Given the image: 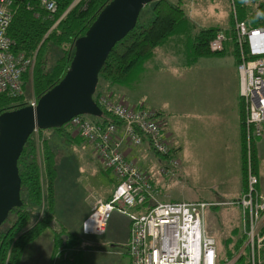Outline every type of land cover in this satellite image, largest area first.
I'll list each match as a JSON object with an SVG mask.
<instances>
[{
    "label": "trees",
    "instance_id": "trees-1",
    "mask_svg": "<svg viewBox=\"0 0 264 264\" xmlns=\"http://www.w3.org/2000/svg\"><path fill=\"white\" fill-rule=\"evenodd\" d=\"M53 1L55 10L47 12L39 0H13V14L6 33L10 41L9 52L14 56L24 55L30 60V64L20 76L21 94L16 96L10 89L0 94V114L26 106L30 99L39 98L62 79L73 56V42L85 35L101 9L111 0H80L77 4L76 0ZM184 1L177 0L173 3L170 0H156L150 4L153 16L151 20L143 17L142 10L134 29L114 46L98 75L93 97L97 104L100 97L119 103L112 93L113 89L129 87L135 83L149 62L156 63L161 59L170 58L182 62L181 65H192L200 58L219 54L208 49L209 42L219 29L208 27L198 30L189 18L187 9L183 8ZM230 2V18L233 25L236 19L248 29H264V0ZM232 32V40L235 41L234 28ZM233 56L238 65L235 44ZM29 96L33 97L28 99ZM100 108L103 111L100 118H87L102 129L114 127L115 134L122 136L124 123L121 119ZM156 114L160 119H164L159 112ZM241 114L244 141V115ZM51 131L68 144H86L93 150L92 145L81 138L70 123ZM42 132L44 131L30 136L18 159L22 206L13 209L0 227V264H20L24 251L46 231L52 232L55 243L53 258L57 261L53 264L84 262L80 238L62 228L56 218L55 171L49 162V154H46L45 178L41 183L42 175L36 162V151L38 136ZM103 170L109 171L105 168ZM232 242L233 253L229 252L228 258L240 250L244 240L240 238ZM263 252L264 246L260 250L261 260ZM262 263L264 264L263 260Z\"/></svg>",
    "mask_w": 264,
    "mask_h": 264
},
{
    "label": "built area",
    "instance_id": "built-area-1",
    "mask_svg": "<svg viewBox=\"0 0 264 264\" xmlns=\"http://www.w3.org/2000/svg\"><path fill=\"white\" fill-rule=\"evenodd\" d=\"M39 2L47 12L55 10L53 0ZM12 14L13 0H0V94L10 89L17 96L21 94L20 76L30 60L9 52L6 33ZM234 35L238 53V94L243 101L246 190L240 200L225 205L242 207V234L246 243L241 252H248V264H262L264 197L256 190L259 180L253 172L252 140L264 136V30L248 29L234 19ZM226 41L224 32L216 33L209 50L223 52ZM97 102L121 119L124 127L122 136H118L114 127L102 129L87 117L79 116L70 121L80 137L92 145L94 153L116 181L109 200L87 196L91 213L82 224V235L103 236L111 216L117 212L130 221L127 244L130 264H221L218 243L205 226L206 205L157 202L149 178L125 154L126 145L139 146L145 139L155 154L167 159L171 169L180 165L174 154L168 153V144L162 136L164 123L156 117V111L132 108L105 97L98 98ZM26 105L35 107V100L30 99ZM33 134L37 135L38 131ZM167 172L166 168L160 170L162 175ZM235 258L224 260L222 264H234Z\"/></svg>",
    "mask_w": 264,
    "mask_h": 264
},
{
    "label": "rangeland",
    "instance_id": "rangeland-1",
    "mask_svg": "<svg viewBox=\"0 0 264 264\" xmlns=\"http://www.w3.org/2000/svg\"><path fill=\"white\" fill-rule=\"evenodd\" d=\"M170 1L175 3L177 0H170ZM230 6H231L230 0H185L183 3V8L187 9V14L189 18L196 25L198 30L208 27H214L219 29V31H223L227 37V41L225 43V51L223 53L212 54L208 57H203L199 60V64L196 69L199 70L200 73L202 70L206 72L205 74L206 79L202 80L201 78H197V83L201 87V89L194 83L192 84L191 89L197 95L198 98L201 97V101H204L205 99L209 98L208 95L209 90L216 91V99L219 98L221 102L225 103V105L220 106L221 111L223 107L233 104L232 108L235 114H237V119L235 123L238 129V138H239L240 114L243 113V101L240 99L239 94L237 95L238 79H237V74L235 72L236 68L234 67L235 64L233 57V45L235 44V41L232 40V35H233L232 28H234V25L230 18V14H231ZM142 10L143 12L142 11L141 12L145 19L151 20L153 18V16H151L152 13H151L150 4L146 5ZM209 44H208V49H209ZM189 48H191L190 45ZM190 50H192V48ZM184 52L186 53L185 46H184ZM168 59L172 61V59L170 58ZM229 61L232 62L228 66L227 63ZM160 62L163 65L167 63L165 59H161ZM213 65H216L214 76L208 75L206 68L211 67ZM225 70H230L231 73H233V75L235 76V83L233 82L228 83ZM183 77H190V75L184 73ZM169 84L174 87L173 92H170L169 90L165 89V86H169ZM184 85H185L184 78H176L175 72L170 71L169 75L168 74L165 75V80L159 81V86L157 88L159 89L160 95L162 96H171L173 94L174 96L178 97V95H181L182 91L185 90V87H187ZM123 89L128 90V87H125ZM32 97L33 96L31 97L29 96L28 99ZM116 98H118V102L120 104L127 105L133 108V105H130L124 97L118 96ZM139 109L155 111L154 109H149V108H139ZM86 117H90V116H86ZM156 117H158L157 114ZM215 118L216 117H214L213 120H216ZM223 119H224V113L219 112L217 115L216 123L218 125L220 124L219 125L220 130L218 133H213L216 136V138L218 136L220 138L225 136L226 133L225 124L227 123L223 124L224 123ZM161 120L163 121L165 126L166 120L165 119H161ZM228 124L232 127V121H230ZM227 139L228 141L225 140L223 142L227 147V149L225 150L226 159H224V161L227 163L228 169L230 171L236 166V159L233 157L232 145H234V142H232L231 133H227ZM63 141L58 140L59 143L58 147L57 145H55L53 149L55 152L54 155L52 156L53 158L51 163L52 168L54 169L55 173L57 174L58 178L61 181L60 182L61 189L64 188L63 190L57 193V196L61 195V197L58 199L60 202L63 203L67 200V202L68 201L70 202L68 203L71 206H73L75 209L80 211L83 210L84 208L80 206L79 203L81 201H83L84 203L85 197H87L88 195H93L94 192L98 191L99 189L98 178L102 177L103 179H105V181H103V184H107L108 175H106L104 171L99 170L96 163L90 159L88 152L92 151L93 155H95V153L93 152L90 146L86 144H82L80 146L77 144L72 145ZM145 144H147L153 150L152 146L150 145V142L146 140ZM37 146L38 149L36 151V162L39 166L40 174L42 175L41 183H43L45 178L44 169L46 164V155H45L46 150L44 147V143H42L41 141L40 134L38 136ZM139 146H130V147H139ZM127 147L129 146L126 145L124 149H126ZM168 149H169L168 153H171L170 156H173L171 148L169 146ZM125 154L127 155L126 152ZM144 155L141 154V157L133 156L134 158L133 161L136 164V166L139 168V170L145 176L150 178L152 183L155 184L153 185L155 186L156 192L161 201H167V202L175 201V200L181 201L182 198L185 200L186 197L192 194H196V196L199 197L214 195L212 189L209 188L208 184L204 183L206 179L203 175V172L204 170H207V172L209 173L214 168L215 159L206 155H201L197 159L196 163H194L192 161H189L187 158L183 157L182 155H179L177 159H179V161L181 162V166L179 165L176 169H171L168 166L167 159H165L164 157L155 156L153 153H150L149 157L147 155L148 159L146 157V160H144L145 159ZM130 157L131 156L129 155L128 159L132 160V158ZM97 162H99V164L102 166V167L100 166L102 169L105 168L100 160ZM243 164H244L243 172L245 178L246 168H245L244 153H243ZM164 168H166L168 172L167 174L162 175L160 174V170ZM200 171H201V175H199ZM193 178L194 181L192 180ZM87 185L88 186L90 185L93 191L85 192L83 188H86ZM63 193L65 195H62ZM202 200L208 201V199L206 198ZM86 201L89 202V200ZM213 202L215 203V206L209 205L208 208L206 209V215H208L210 222L208 226L206 223V228L218 243V252L220 254V258H224V260H229L227 254L229 252L233 253V250L231 251L230 249H228L229 247H227L225 249V252H223L221 251L219 246L223 244V241L228 238H230L233 241H237L240 240V238H243L244 243H246V239L242 234L243 233L242 212L238 206L222 205V203L226 202L225 200L223 201L214 200ZM83 216H86V213L82 212L79 215H77L74 222L77 223L80 218H84ZM124 220L127 222L126 219L114 215L110 222V229L108 230V234H113L117 232L116 230H119L123 225H126ZM214 227H216L217 230H215ZM233 231H237L235 235H232ZM45 233L47 234L45 238L44 237L43 238L47 240L46 238L49 237L48 231H46ZM74 234L80 238V244L83 251L85 252L84 255L86 257L85 264H126V258H124V256H121L123 253V249H119V248L111 249L109 248V246L105 245L104 241H102L101 238H95L90 236L85 237L82 236L80 233H78V231L75 232ZM221 238H223V241ZM243 246L240 248V250H238L233 254L232 259L236 257L235 258L236 261L234 264H244V263L248 264L247 262L248 252L247 251L241 252L242 250H244ZM52 249L53 246L51 245L47 253L49 264H53L54 262L57 261L55 257L53 258ZM25 252H26L25 260L23 264H46L45 263L46 251L40 252L32 248V246H29L25 250ZM240 253L241 255H239ZM92 254H98V255L94 256ZM260 258H261V254H260ZM262 260L264 262V252L262 255Z\"/></svg>",
    "mask_w": 264,
    "mask_h": 264
},
{
    "label": "crops",
    "instance_id": "crops-1",
    "mask_svg": "<svg viewBox=\"0 0 264 264\" xmlns=\"http://www.w3.org/2000/svg\"><path fill=\"white\" fill-rule=\"evenodd\" d=\"M199 60L192 65H181L182 62L178 60H172V61L165 60L167 61V63L164 65L161 62H156V63L149 62L144 66L140 75L136 79V82L128 87V90L123 88H115L113 89L112 93L114 94L115 98L118 96L124 97L130 105H133V108L154 109L156 112H159L161 115H163L164 119L166 120V125L163 128L162 136H165V139L167 140V144L171 148V151L176 158H178L179 155H182L183 157L187 158L189 161H192L194 163H196L197 159L201 155H206L215 159L214 168L209 173L207 172V170H204L203 172V175L206 179L204 183H207L209 188L212 189L214 193L213 196L199 197L196 196V194H192L186 197L185 200L182 198L181 201H177V200L170 202L161 201L156 192L154 186L155 184L152 183L151 179L149 178V181L155 190L157 202L202 203L207 205L208 208L209 205L215 206V203L213 202L214 200H218V201L225 200L226 202L222 203V205L226 206L225 205L226 203L240 200L241 197L245 194V190H246V177L244 178V172H243V167H244L243 153L245 154V141L243 143L241 114H240L239 138H238V129L235 123L237 119V114H235L232 108L233 104L223 107L221 111L220 106L225 105V103L221 102L219 98L216 99V91L209 90L208 91L209 98L205 99L204 101H201V97L198 98L197 95L193 92V90L191 89L193 83L196 84L201 89V87L197 83V78H201L202 80L206 79L205 77L206 72L202 70L200 73V71L196 69L199 64ZM236 61L237 59L235 60L234 58V64H235L234 67L236 68L235 72L237 74ZM231 62L232 61H229L227 63L228 66ZM215 69H216V65L206 68L208 75L214 76ZM170 71L175 72L176 78H184V84H185L184 86H187L185 87L184 91L181 90L182 93L181 95H178V97L174 96L173 94L171 96H162L160 95V91L157 88L159 86V81L165 80V75L166 74L169 75ZM225 71H226V78L228 83L229 82L235 83V76L233 75V73H231L230 70H225ZM184 73L189 74L190 77H183ZM237 84H238V80H237ZM165 89L169 90L170 92H173L174 87L169 84V86H165ZM237 95H238V85H237ZM219 112L224 113L223 124L227 123L225 124L226 133L225 136L222 138H220L219 136L216 138V136L213 134V133H218L220 130L219 127L220 124L218 125L216 123L217 115ZM214 117H216L215 118L216 120H213ZM230 121H232V127L228 124ZM227 133H231L232 135V142H234V145H232L233 157L236 159V166L230 171L228 169L227 163L224 161V159H226L225 150L227 149V147L223 142L225 140L228 141ZM40 136H41V141L42 143H44V147L46 150L45 155L49 154L48 157L49 159H51L49 160V162L52 163V158H53L52 156L54 155L55 152L53 149L55 145H57L58 147L59 144L58 140L63 141L64 139L60 138V136L57 133L51 130L42 132ZM145 142L146 140H144L143 144L139 147L129 146L126 149H124L125 152L127 153L126 155L127 158H129L130 155L131 156L130 158L134 160L133 156L141 157V154L142 155L145 154L144 160H146L147 155L149 157L150 153H153L155 156H158L153 152V150L147 144H145ZM252 144H253V172L259 180L256 190L262 197H264V136L258 139L254 138L252 140ZM88 154L90 156V159L96 163L98 169L104 171L106 175H108V177L106 176L108 179L107 184H103V181H105V179H103L102 177L98 178L99 189L98 191L94 192L95 194L93 193V195L97 198L107 201L112 195L113 189L116 185V181L110 171L103 170L100 167L99 162H97L99 160L97 159V157L95 158V155H93L92 151L88 152ZM179 163L181 166L180 161ZM199 175H201V171L199 172ZM192 180L194 181V178ZM60 182H61L60 179L55 173L54 192H55L56 218L60 222V226L62 228H65L67 232L75 235L74 233L78 231V233L82 235V224L91 213L90 202L85 201V199H84V203L83 201H81L79 205L82 206L84 209L80 211L75 209L73 206H71L69 204L70 202L68 201L69 202L68 203L67 200L63 203L60 202L58 199L61 197V195L57 196V193L64 189V188L61 189ZM83 190L85 192L93 191L90 185L89 186L87 185L86 188H83ZM62 195L65 194L63 193ZM205 198L208 199V201L202 200ZM239 208L241 212H243L242 207L239 206ZM82 212L86 213V216H83L84 218H80L77 223L74 222L77 215H79ZM116 213L117 212H114L113 215L111 216L107 224V228L105 230L104 235L95 238H101L102 241H104L105 245L109 246V248L111 249L113 248L123 249V253L121 256H124V258H126V264H130V258L127 250V244L130 241V234H129L130 221L127 217L121 215L120 213L117 214ZM114 215L126 219L127 222L124 220L126 225H123L119 230H116L117 232L113 234H108V230L110 229V222ZM204 219H205V226L206 223L208 226L210 222L208 215H206V210H205ZM261 223H264V213ZM214 229L217 230L216 227H214ZM236 232L237 231H233L232 235H235ZM46 234L47 233H44L31 246L37 251L40 252L46 251L45 263L49 264L47 253L51 245L53 246L52 251L55 250V246H54L55 243L53 240L52 232L51 233L48 232L49 237L46 238L47 240L44 239ZM221 239L223 241V238ZM233 244L234 242H232V240L228 238L224 240L223 244H221L219 247L221 251L225 252L227 245H229L228 249L232 251L231 248L233 247ZM80 248L82 249L81 245ZM25 253L26 252L24 251L20 264H23L25 260ZM84 253L85 252L83 251L82 260L84 262L82 264H85L86 262V257ZM92 255L97 256L98 254H92ZM220 259L224 261V258H220Z\"/></svg>",
    "mask_w": 264,
    "mask_h": 264
},
{
    "label": "water",
    "instance_id": "water-1",
    "mask_svg": "<svg viewBox=\"0 0 264 264\" xmlns=\"http://www.w3.org/2000/svg\"><path fill=\"white\" fill-rule=\"evenodd\" d=\"M155 1L111 0L73 42L68 70L36 106L0 114V227L22 206L18 159L27 140L35 131L61 129L77 116H102L93 98L98 75L114 46L134 29L142 9Z\"/></svg>",
    "mask_w": 264,
    "mask_h": 264
},
{
    "label": "bare ground",
    "instance_id": "bare-ground-1",
    "mask_svg": "<svg viewBox=\"0 0 264 264\" xmlns=\"http://www.w3.org/2000/svg\"><path fill=\"white\" fill-rule=\"evenodd\" d=\"M256 29H263V28H255V30ZM264 30V29H263ZM220 32H223V31H220ZM35 100V106H36V103H37V100H38V98L37 99H34ZM77 117H79V116H77ZM182 203H184V202H182ZM193 204H202V203H193ZM202 205H205V204H202ZM206 208H207V205H206ZM206 208H205V210H206ZM205 210H204V212H203V217H205ZM204 221H205V219H204ZM263 246H264V243H263ZM262 246V247H263ZM263 264V263H262Z\"/></svg>",
    "mask_w": 264,
    "mask_h": 264
},
{
    "label": "flooded vegetation",
    "instance_id": "flooded-vegetation-1",
    "mask_svg": "<svg viewBox=\"0 0 264 264\" xmlns=\"http://www.w3.org/2000/svg\"><path fill=\"white\" fill-rule=\"evenodd\" d=\"M218 253H219V252H218ZM219 258H220V254H219ZM231 259H232V257H231V258H229V260H231ZM220 261H221V263H222V262H224V261H222L221 259H220Z\"/></svg>",
    "mask_w": 264,
    "mask_h": 264
}]
</instances>
